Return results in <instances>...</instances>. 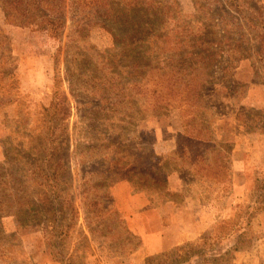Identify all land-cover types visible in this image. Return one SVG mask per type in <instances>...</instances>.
I'll return each mask as SVG.
<instances>
[{"label":"rangeland","instance_id":"1","mask_svg":"<svg viewBox=\"0 0 264 264\" xmlns=\"http://www.w3.org/2000/svg\"><path fill=\"white\" fill-rule=\"evenodd\" d=\"M174 1L186 20L196 16L205 28L209 52L186 44L168 54L171 42L183 35L168 22L171 0H140V14L133 18L127 17L130 5L119 0L109 10L86 7L90 0L85 6L67 0L65 26L56 38L5 25L0 8V30L9 38L0 47V74L10 75L0 81L8 95L0 104V230L23 252L0 248L7 255L0 252V264H264V207L257 210L264 196V0ZM157 14L162 25L152 19ZM191 47L201 57L189 55L179 64L186 74H169L166 68L178 61L173 56H186ZM189 94L209 110L197 111L198 99ZM190 121L214 132L224 152L210 168L200 161L195 184L173 197L191 200L190 207L207 218L199 238L149 255L140 239L129 253L119 237L91 236L89 228L99 219L85 213L88 175L96 171L107 181L114 201L129 199L121 183L129 179L137 190L149 181L138 170L157 166L153 144L161 132L175 136V151ZM169 134L162 133V140ZM181 150L168 169L197 156ZM216 164L227 168L221 180L212 174ZM47 198L67 212L74 204L64 249L51 234V215L41 222L26 217L29 204L44 208ZM179 249L191 255L185 263Z\"/></svg>","mask_w":264,"mask_h":264},{"label":"trees","instance_id":"2","mask_svg":"<svg viewBox=\"0 0 264 264\" xmlns=\"http://www.w3.org/2000/svg\"><path fill=\"white\" fill-rule=\"evenodd\" d=\"M87 1L88 0H74V3L77 6H85V3ZM90 1L91 3H89V5L86 7H94L98 10H109L112 7V4L117 0ZM119 3L130 5L127 7L129 9L127 17L129 16L133 18L140 14V12L137 10V7L141 5L140 0H137L136 2L135 0H119ZM147 3H145L144 6H146ZM170 3V6L172 8L171 11L168 12V22L171 23L172 26H175L177 31L183 30V35H179L178 39H176L175 42H171V46L168 49V54L171 56L178 51L180 52L186 44H191V46L192 44H194V47L196 44H199L201 48L204 47L205 51L209 52L210 46L212 44L208 40H204L203 31L205 30V28H203L202 25L201 28L198 26L200 23L196 19V16H192L189 18V20H186L185 17L181 14L176 2L174 0H171ZM66 5L67 0H0V8L4 14L5 25L12 27H31L39 31H46L52 38H56L59 32L63 30L65 26L62 17ZM152 19L157 20L158 24L162 25L158 20V14L155 17L153 16ZM127 22L128 21H126V23ZM150 32L156 34L157 31L151 29ZM5 43H9V38L5 35L4 31L0 30V47H2ZM191 50L192 51L186 56H173L176 57L178 61H171V66H168V68H166L167 72L169 74H179V71L181 70L177 69V67H180L179 64L185 63V60L189 55H191L190 57L196 56L200 58L203 54L202 51H193V47H191ZM4 55V53L0 55V60L5 58ZM9 56L10 54L8 53L7 57ZM57 59L58 55H55V64L57 63ZM190 62H193V59H191ZM192 67H194V64H192ZM193 71H196V68H194ZM183 73L186 74L187 72L181 71L180 74ZM9 77L10 75L8 74H0V81L6 80ZM194 96L196 97V99H198L194 104L195 109L205 114L207 110H209V107H207L203 103L201 98H198V95L189 94L188 97L189 99H192ZM6 97H8V95L2 92L0 89V104L3 103ZM197 124L202 128V130L198 128ZM201 125L203 124L199 121H190L189 125H183L181 134L177 136L175 151L170 155V157L165 160L163 166L160 169L153 170L151 168L147 170H138L139 173L145 175L146 180L149 179V181H146L145 184H142V187L140 189L136 190L134 184L132 182L130 183L129 179H126V182L131 187L132 192L134 194L141 193L145 196H148L153 200L155 204H157L158 202L166 198H173L175 196L169 192L167 181L169 175L174 171L187 169L189 173H191V175L194 177V168L196 166H200V161L203 163L202 167L207 168H210L214 163H218V160L219 162H221L220 159L224 158V152L221 151V143L218 146L214 139V132L213 135H210V133L207 132V128L205 127V125ZM211 143H216V145H212ZM181 149L188 150L185 152L187 155L196 153L197 156L194 160H190L188 164L181 162L180 164H176L173 168L168 169V166L170 165L168 163V161H170L169 159H171L172 155L175 156L177 153H179ZM204 156L207 157V160L205 161ZM215 166L217 167V169H214L215 172L212 174L214 175L216 180H221L222 171H227V168L221 169L219 168L218 164H216ZM209 175L211 174L209 173ZM58 177L61 178L60 176ZM82 177L84 178L86 176L82 175ZM88 177L89 180L84 184V186H87V190L83 191L86 196V198L84 199H87L89 201V204L85 206L89 210H86L85 213L87 214V216H89L87 218H90L92 221H96V219H99L96 224H93L95 226L94 229L89 228L90 235L93 236L94 233H100L101 239H106L108 237H119L121 240H124L123 244L125 245V251H128L129 253L135 251L137 248H139L140 240L139 238L131 234L124 220L121 219L119 212L116 210L115 201L113 200L110 193L112 186H108L107 181L101 179V176L96 171L91 172ZM159 184L163 185L162 191L158 189L157 185ZM261 189H264V185L261 187ZM157 193H159V196H156ZM48 198L45 201H41V204L44 206V208H41L34 203L29 204V206L25 208L28 212L26 217L27 219H32V217H34L39 220V218H44L46 213L51 215V222H49L52 224L53 229L51 234L57 240H59L60 243L58 246H61L62 249H64V241L67 237V231L70 228L71 219L69 217L72 214L74 204L72 202L69 203L68 208H71V211L67 212V210L63 209V207L54 208L53 204H50V201H48ZM58 198L59 196L56 195V197H54V200ZM257 203L259 205L257 206V210H259L260 208L262 209L264 207V196L261 198V201H258ZM252 217L253 216L249 214L248 218L246 219V225H248ZM33 221H35V219H33L32 222ZM90 225L91 224H88L89 227H91ZM0 233V248H2L3 250H5L6 248L8 252H17V256H22L23 252L20 250L19 244L14 242V240L16 239H14V237L4 236L1 230ZM84 240L86 242L88 239L85 238ZM134 242H137V244H133ZM62 251L63 250H60V254L66 257L67 254ZM179 251L183 252L181 256L182 263H185L187 260H189L191 255L187 254V250L179 249ZM0 252L2 257H7L6 254H3V251ZM63 261L66 263L68 259ZM63 261L59 260V262ZM213 262H218V259H214Z\"/></svg>","mask_w":264,"mask_h":264},{"label":"crops","instance_id":"3","mask_svg":"<svg viewBox=\"0 0 264 264\" xmlns=\"http://www.w3.org/2000/svg\"><path fill=\"white\" fill-rule=\"evenodd\" d=\"M168 131H162L157 142L153 144L155 157H160L157 166L152 167L153 170L160 169L164 158L174 151L175 136L170 135ZM162 133L171 137L163 141ZM154 146H161V149H156ZM167 181L169 192L175 196L187 194L195 184L193 176L187 169L174 171ZM121 187L127 189L129 199L125 201L115 199V207L126 220L128 230L141 240L140 248H145L144 252L149 255L162 253L197 240L203 229L207 228L205 224L207 218L190 207L191 200L178 201L169 197L155 204L148 196L131 193V187L127 182L121 183ZM209 217L211 218V215Z\"/></svg>","mask_w":264,"mask_h":264}]
</instances>
